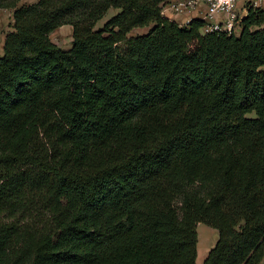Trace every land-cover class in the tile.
Segmentation results:
<instances>
[{"label":"trees","instance_id":"obj_1","mask_svg":"<svg viewBox=\"0 0 264 264\" xmlns=\"http://www.w3.org/2000/svg\"><path fill=\"white\" fill-rule=\"evenodd\" d=\"M20 1L0 0V264H196L199 223L202 264H264V9L227 36L168 0Z\"/></svg>","mask_w":264,"mask_h":264},{"label":"built area","instance_id":"obj_2","mask_svg":"<svg viewBox=\"0 0 264 264\" xmlns=\"http://www.w3.org/2000/svg\"><path fill=\"white\" fill-rule=\"evenodd\" d=\"M249 8L264 9V0H168L161 14L180 25H188L194 18L205 22L204 33L240 32V22Z\"/></svg>","mask_w":264,"mask_h":264},{"label":"rangeland","instance_id":"obj_3","mask_svg":"<svg viewBox=\"0 0 264 264\" xmlns=\"http://www.w3.org/2000/svg\"><path fill=\"white\" fill-rule=\"evenodd\" d=\"M37 0H23L17 3V7L26 6L35 3ZM118 13L116 10H110L105 18L99 22L95 30H100L103 28V25L110 18L115 16ZM149 29H135L133 30L128 37L135 38L143 36L148 32ZM13 32V10L12 9H0V56L3 55V46L4 40L8 33ZM239 30H237V34ZM51 42L59 47L63 51H68L72 45V28L70 26H62L61 28L55 30L50 35ZM264 71V68L261 69ZM253 116V115H252ZM193 189H198V185H194ZM176 205L179 207V201ZM196 232L198 235V244H197V259L196 264H202L205 260L208 251L215 245L218 239V233L215 229L206 226L205 224L199 223L196 226Z\"/></svg>","mask_w":264,"mask_h":264}]
</instances>
